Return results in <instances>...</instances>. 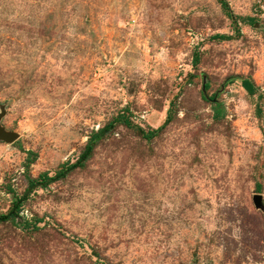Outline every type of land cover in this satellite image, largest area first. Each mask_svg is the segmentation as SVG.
<instances>
[{
  "label": "rangeland",
  "instance_id": "374dc122",
  "mask_svg": "<svg viewBox=\"0 0 264 264\" xmlns=\"http://www.w3.org/2000/svg\"><path fill=\"white\" fill-rule=\"evenodd\" d=\"M227 1L0 0V264H264V0Z\"/></svg>",
  "mask_w": 264,
  "mask_h": 264
},
{
  "label": "trees",
  "instance_id": "16d2710c",
  "mask_svg": "<svg viewBox=\"0 0 264 264\" xmlns=\"http://www.w3.org/2000/svg\"><path fill=\"white\" fill-rule=\"evenodd\" d=\"M218 2L220 3L221 7L223 8V10L230 16V17H234V15L231 12L229 3L227 0H218ZM244 20H246L245 18H243ZM248 21H252V18H247ZM214 37H219V38H225V37H230L224 34H216ZM197 59L198 57L195 56V59L193 61V64L197 63ZM244 83L247 84L246 80H244ZM248 85V84H247ZM204 87L208 88L209 84L208 83H204ZM217 107V112L216 115H220L222 114V109ZM120 118L122 116H119ZM126 123L129 122L128 119H125ZM170 121V116H167L165 121L156 129H151L148 132H145L143 135H145V137L150 138L156 135V133L158 132L159 129H162L163 127H165V125H167ZM113 124V122L106 124L103 128H100L99 130L93 131L90 135V139L87 142V144L85 145V148L83 150V152L81 153L80 157L73 162L72 164H68V166L66 168H61L55 176H49L46 172L42 173L39 175L38 178H31L29 180V185H35V184H39L41 181H51L53 179L59 178V177H64L66 175V173L71 170V169H75L79 166H83L85 160L91 155L92 149H93V142L95 141V139L100 138V136L103 134V132L107 131L108 129H110L109 127ZM144 132V131H143ZM30 152V151H29ZM31 153V152H30ZM20 207L19 201H15L12 204V207L10 209V211L7 214L1 215L0 216V221H5L8 218L14 216L15 212H18V209Z\"/></svg>",
  "mask_w": 264,
  "mask_h": 264
},
{
  "label": "water",
  "instance_id": "95a60500",
  "mask_svg": "<svg viewBox=\"0 0 264 264\" xmlns=\"http://www.w3.org/2000/svg\"><path fill=\"white\" fill-rule=\"evenodd\" d=\"M4 112L0 113V119ZM18 133L16 132H9L3 129V127L0 125V139L5 140L7 142H13L15 139L18 138ZM254 203L257 207L263 208V202H262V195L261 194H255L253 197Z\"/></svg>",
  "mask_w": 264,
  "mask_h": 264
}]
</instances>
